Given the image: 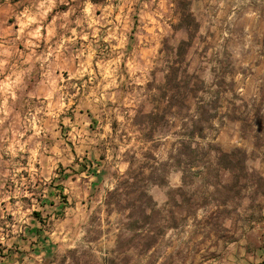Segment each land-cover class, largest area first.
<instances>
[{
  "label": "rangeland",
  "instance_id": "1",
  "mask_svg": "<svg viewBox=\"0 0 264 264\" xmlns=\"http://www.w3.org/2000/svg\"><path fill=\"white\" fill-rule=\"evenodd\" d=\"M200 102L217 108L202 144L246 152L249 176L184 186L171 166L148 194L177 227L144 251L136 195L109 193L148 148L167 162ZM0 264H264V0H0Z\"/></svg>",
  "mask_w": 264,
  "mask_h": 264
},
{
  "label": "trees",
  "instance_id": "2",
  "mask_svg": "<svg viewBox=\"0 0 264 264\" xmlns=\"http://www.w3.org/2000/svg\"><path fill=\"white\" fill-rule=\"evenodd\" d=\"M171 69H174L178 74V68ZM187 76L189 79H192V86L190 84L191 81L190 83H186L187 88L193 91L192 98L199 99V87L194 86L200 85L202 81L194 75L189 76L187 74ZM181 98L183 100L186 99L182 91L175 92L171 98V102H168L167 108L171 109L170 112L174 111V109L180 110L179 106L175 103ZM175 100L176 102H174ZM186 108L188 115L181 122V130L176 133L178 140L173 145L174 149H172L170 159L167 162H161L156 157L155 148H148V151L143 153L144 161H138L134 157L133 160L128 162L129 168L121 176L117 188L109 193L110 198L117 199L119 206H121L119 202H122L124 196L131 197L136 195L135 198L129 199L131 204H128L126 208L130 211L128 214V227L130 231L145 232L144 234H140L144 251H149L158 244L160 237L165 233L164 229L177 227L175 224L167 225L165 219L161 220V222H154L157 217L162 215V211L157 209L154 200L148 194L150 186L166 184V175L171 166L177 167L176 169L182 173L184 186L191 183L188 176L190 173L198 174L205 172L206 174L213 172L214 167L217 173L219 172L218 170H223L234 175L239 172L249 176L246 168V152L236 149L227 153L212 143L202 144L206 140V131L211 129L212 122L216 119V112L214 111H217V108L208 109L204 102L196 104L195 107L189 106V108ZM164 114H167L166 107L163 109L156 108L147 114L146 122L137 124L139 125L140 132L143 133L141 141L144 145L154 143V134L160 128L161 119L165 121ZM194 169L198 171L195 172ZM212 187L216 189L217 184H212ZM124 190L126 192L123 194ZM180 191L183 190L181 189ZM109 205H112L111 201H108ZM138 213L139 216H136ZM35 215L40 218L39 214L35 213Z\"/></svg>",
  "mask_w": 264,
  "mask_h": 264
}]
</instances>
